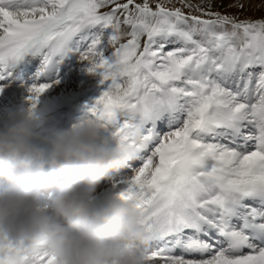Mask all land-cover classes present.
Returning a JSON list of instances; mask_svg holds the SVG:
<instances>
[{"label": "snow or ice", "instance_id": "1", "mask_svg": "<svg viewBox=\"0 0 264 264\" xmlns=\"http://www.w3.org/2000/svg\"><path fill=\"white\" fill-rule=\"evenodd\" d=\"M216 2L0 0V94L18 84L39 119L67 58L95 79L80 119L125 153L113 187L150 237L144 264H264V17ZM0 264L58 262L0 242Z\"/></svg>", "mask_w": 264, "mask_h": 264}, {"label": "clouds", "instance_id": "2", "mask_svg": "<svg viewBox=\"0 0 264 264\" xmlns=\"http://www.w3.org/2000/svg\"><path fill=\"white\" fill-rule=\"evenodd\" d=\"M36 120L25 109L0 128V242L29 256L46 248L58 264H144L139 212L117 195L95 198L122 148L93 119L51 139Z\"/></svg>", "mask_w": 264, "mask_h": 264}, {"label": "rangeland", "instance_id": "3", "mask_svg": "<svg viewBox=\"0 0 264 264\" xmlns=\"http://www.w3.org/2000/svg\"><path fill=\"white\" fill-rule=\"evenodd\" d=\"M193 2H198V0H193ZM231 3H233V0H217V2L213 4V11L236 15L240 19H257L264 17V7H258L260 0H245L244 10L229 7V4ZM60 72V84L51 88L56 92L51 93L49 96H55L57 98L62 96H72V101L70 102L71 105L68 108L60 107L58 108L57 114L49 113L45 114L44 117L54 119L55 116L57 117V115H62L61 117L68 119L66 121V125L71 128L73 124L84 115V106L88 104L96 95V81L84 70V66L79 61L78 57L67 58L65 63L61 65ZM11 86L24 90L18 84L13 85L10 83L8 87ZM42 115L43 112L40 113L39 119L43 117ZM106 135L111 136L110 131H106ZM113 173L114 170L108 174L104 181H102L96 194L102 190L113 187Z\"/></svg>", "mask_w": 264, "mask_h": 264}, {"label": "bare ground", "instance_id": "4", "mask_svg": "<svg viewBox=\"0 0 264 264\" xmlns=\"http://www.w3.org/2000/svg\"><path fill=\"white\" fill-rule=\"evenodd\" d=\"M52 89H49L40 99L39 115L43 112V117L36 120L37 132L41 136H47L50 139L54 137L55 133L62 130H67L69 127L66 125L68 119L61 117L62 115L55 116L54 119L45 118V114L56 113L58 108H68L71 105L72 96L55 97L49 96L51 93H55ZM6 94H0V128L4 126L8 121V117L12 113H19L27 109L28 104L25 100V92L17 87H8L5 89ZM48 96V97H47ZM39 147L47 149L46 145H38ZM118 187L108 188L100 191L95 195L97 201H101L108 196L116 195Z\"/></svg>", "mask_w": 264, "mask_h": 264}, {"label": "trees", "instance_id": "5", "mask_svg": "<svg viewBox=\"0 0 264 264\" xmlns=\"http://www.w3.org/2000/svg\"><path fill=\"white\" fill-rule=\"evenodd\" d=\"M185 11H187V9H185Z\"/></svg>", "mask_w": 264, "mask_h": 264}]
</instances>
